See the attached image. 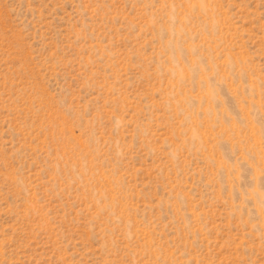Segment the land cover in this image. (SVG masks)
<instances>
[{"label":"rangeland","instance_id":"374dc122","mask_svg":"<svg viewBox=\"0 0 264 264\" xmlns=\"http://www.w3.org/2000/svg\"><path fill=\"white\" fill-rule=\"evenodd\" d=\"M0 264H264V0H0Z\"/></svg>","mask_w":264,"mask_h":264}]
</instances>
